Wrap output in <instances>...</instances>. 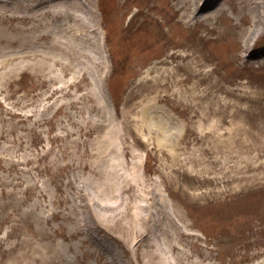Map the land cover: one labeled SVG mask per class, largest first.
I'll return each mask as SVG.
<instances>
[{"label": "rangeland", "instance_id": "1", "mask_svg": "<svg viewBox=\"0 0 264 264\" xmlns=\"http://www.w3.org/2000/svg\"><path fill=\"white\" fill-rule=\"evenodd\" d=\"M179 1L99 0L100 44L109 64L102 76L82 63L91 62L76 50L82 43L66 56L69 45L42 39L22 46L50 59L0 69V264H264V33L243 44L253 15L248 0H226L211 17L204 10L193 17V2L177 8ZM43 21L19 23L16 36L40 34ZM83 48L98 61L95 41ZM251 49L257 58L246 57ZM198 58L203 79L194 88L196 75L175 86L174 66L189 68ZM165 82L168 91L155 89ZM229 89L248 94L224 103ZM159 119L187 128L172 137L143 129ZM199 120L220 127L201 135ZM231 121L243 129L227 153L216 131ZM134 163L144 188L157 191L150 208L165 239L180 247L165 243L162 261L145 260L158 233L164 241L162 225L135 252L122 226L127 213L90 222L86 212L85 203L95 200L144 202L138 178L127 192L118 190L123 177L137 174ZM206 169L217 181L223 176L221 183L201 181ZM237 174L251 177L236 180ZM181 225L191 235L181 234Z\"/></svg>", "mask_w": 264, "mask_h": 264}, {"label": "bare ground", "instance_id": "2", "mask_svg": "<svg viewBox=\"0 0 264 264\" xmlns=\"http://www.w3.org/2000/svg\"><path fill=\"white\" fill-rule=\"evenodd\" d=\"M191 1L193 2V7H187V9L190 8V10H188V13H190L191 16L196 17L197 14L198 17V13L201 10H204L206 13H208L206 17H211L219 9H222L221 4L226 0H180L178 2L179 5L177 8H181L182 5L185 7ZM248 3L251 5L253 15L252 17H250L251 28L246 32L242 40L243 44L246 47L250 46L251 42L256 41L257 38L264 33V0H248ZM100 14L103 13L100 7L99 0H0V69H2L3 65L7 62L12 63L11 70L16 71L19 69V66L23 64L27 59H32L35 57H45L46 59H50V56L41 53L40 51L26 50V48L23 47L22 44H28L29 40H32L34 42L39 41L38 39H42V41L51 40L53 44H59L61 46L69 45V48L66 50V56L73 55V51L71 49L75 50V42L82 43L83 45L88 44L90 47L92 42L95 41L98 53V61L94 60V51L88 50L86 52L83 48V45H79V48H77L76 50H78L79 55H82L87 60L91 61L87 64L85 61H82L85 67L97 69L99 71L97 73L98 75H104L105 73H107V71H109V64L107 63V57L103 54V49L100 44V39L103 38L102 26L105 24V19L102 17V15L100 17ZM34 20L40 22L44 20L43 26L45 30L43 32H41L40 34H36L33 31L29 30L28 34H24V37L21 36L22 33L16 36L17 32L14 30L22 28L19 23H31ZM27 28L31 29V26ZM8 31H10V33ZM61 31H63V33ZM4 45L10 47L11 50L6 52L2 51L1 49H3L2 46ZM247 51L248 50H246L245 52ZM175 56L180 57L181 59H185L189 57L190 54H176L172 57ZM54 61L61 63L63 66L64 62L62 63L57 59H55ZM196 62L197 63L193 66L191 64L189 68H187L188 64L180 65L179 63H177L174 66L175 68H173L171 72H173L174 76H176L175 81L173 82L175 86H182L183 83L193 78L194 75H196V77L201 76V63L199 62V58ZM183 67L187 69L186 71H188L185 76L178 72V70L183 69ZM166 70L168 71V69ZM201 79L203 78H197V80L192 84L191 88H194ZM155 89L168 91L170 89V84L168 82L158 83L157 88ZM225 93L231 97H227V95L225 97H222L221 101H223L224 103L227 101H229L230 103L232 99L235 101L240 99V97H245L248 94V92L245 90H240L236 93L234 89L226 90ZM202 122V120H199L197 121V125H195L197 132L201 133V135H208L209 132L212 133L220 127L219 122L211 121L209 123L207 122L205 125ZM146 124L147 123L143 124V129L152 131L154 129L158 130L160 128L164 131L167 137L179 135L181 129L187 128L185 123H179L177 126L167 127L168 123H166L165 119H159L154 123H151L149 125L147 124V126ZM242 129L243 128L238 123L231 121L229 123V126L227 128H224L223 131H216V138L220 140L222 139L219 145L223 147L225 152L232 153L234 151L235 142L240 139L236 137L241 133ZM171 150L175 154V148H172ZM173 152L170 151L169 154L173 156ZM226 160L229 161V159L227 158L225 159V161ZM138 167L139 163H134L133 169L135 172H137V174H135L134 176L123 177L122 182L125 184L120 183L118 186V190L122 193L127 192L132 188V186H134L132 184L134 180L138 178L142 188V197L144 201L143 203L128 205V202H124L125 198H121L123 202L117 201L115 203H100L95 200V206L89 204L88 202L85 203L88 219H92L89 220L90 222L95 220L93 219L95 218L94 216L99 217L103 215L108 217V215H110L111 217L117 219L118 216L116 215H119L122 212L127 213V223H123L122 226L126 234L127 242L133 245V250H135V252H137L139 249L141 250L143 246V238L147 237L148 231H151L152 234L154 233L155 236V233H157V231L155 230H157L162 225L157 217H153V213H151L150 208L152 204L151 200L155 198L157 191L153 187H149L147 189L146 187L144 188V184L147 180L143 174H139ZM116 171L117 169L114 170V175L118 179L119 177H121V175H119ZM212 173L213 171L206 169V172H199V175L198 173L195 174H197L199 177L201 176V181L206 179L211 182L216 181L221 183L224 177L221 176L219 181H217L219 176L213 175L210 177V174ZM167 176L168 178H171V175L168 174L165 175V178H167ZM235 176L236 180H242L251 177L250 175L246 174H237ZM231 177H233V175ZM233 179H235V177L227 182H230ZM114 180L115 179H113L112 181L113 188H115L116 184L114 183ZM104 188L105 190H108V187ZM150 220L152 224L148 225V222ZM82 230V225L79 222H75L73 231L77 234H80ZM178 230L181 234L191 235L190 232L185 231L182 225L179 226ZM152 234L151 238H154ZM161 234L162 236H164V241H161L162 238L158 233L156 235L157 243H151L153 241L152 239L149 242V245L146 246L148 248H154L153 251H146L148 256V259L145 258L146 262L147 260L153 262L157 258L160 259L159 261H162L163 256L159 253L167 252L164 245L165 243L167 247L170 245L171 249L180 248L176 245V243L171 244L167 242V239L165 238L166 234L168 235V232L163 225ZM137 256L141 257L140 255ZM38 259H40V257H38Z\"/></svg>", "mask_w": 264, "mask_h": 264}]
</instances>
